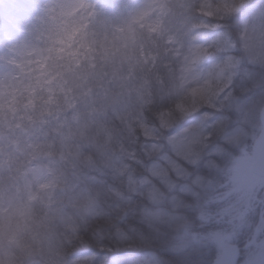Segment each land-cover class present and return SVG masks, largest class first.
<instances>
[{
  "label": "clouds",
  "instance_id": "clouds-1",
  "mask_svg": "<svg viewBox=\"0 0 264 264\" xmlns=\"http://www.w3.org/2000/svg\"><path fill=\"white\" fill-rule=\"evenodd\" d=\"M212 222L264 264V0H0V264H200Z\"/></svg>",
  "mask_w": 264,
  "mask_h": 264
},
{
  "label": "rangeland",
  "instance_id": "rangeland-1",
  "mask_svg": "<svg viewBox=\"0 0 264 264\" xmlns=\"http://www.w3.org/2000/svg\"><path fill=\"white\" fill-rule=\"evenodd\" d=\"M15 3V0H13ZM15 13V8L13 9ZM253 160L249 159L245 156L240 155L239 153L236 154L235 157L230 158L228 160V176L233 178L235 184L239 188H243V186L250 180L251 178V166ZM203 171V170H201ZM218 183H223V177L217 176L216 177ZM186 191H191L188 186H185ZM219 192H223L224 189H219ZM190 200L195 201V196H190ZM220 208L219 205L213 204L211 205V209L215 212L218 211ZM218 227L217 224L214 222L208 223L204 225L200 231H204L207 234L206 241L208 242L207 247H203L199 249L196 254V258H199L201 264H212V262L220 256L223 251L229 246V237L226 233L223 234H215L214 230ZM199 253V254H198Z\"/></svg>",
  "mask_w": 264,
  "mask_h": 264
},
{
  "label": "trees",
  "instance_id": "trees-1",
  "mask_svg": "<svg viewBox=\"0 0 264 264\" xmlns=\"http://www.w3.org/2000/svg\"><path fill=\"white\" fill-rule=\"evenodd\" d=\"M116 226L120 227V226H123V227H129V226H132V227H142V225H139L137 223L136 220H133V219H129L127 221H124L123 224H121L120 221H117L116 222ZM204 232V231H203ZM199 254V253H198ZM132 255H136V256H144L145 257V264H151V257L148 256L146 253L144 252H134L132 253ZM169 259H172L174 261L177 262V264H183L184 262V257H179V256H173V255H169ZM199 260V258H196ZM201 261V260H199ZM201 264V263H200Z\"/></svg>",
  "mask_w": 264,
  "mask_h": 264
},
{
  "label": "water",
  "instance_id": "water-1",
  "mask_svg": "<svg viewBox=\"0 0 264 264\" xmlns=\"http://www.w3.org/2000/svg\"><path fill=\"white\" fill-rule=\"evenodd\" d=\"M258 163L259 161L253 159V164L251 169H253ZM232 258H233L232 253L228 246L226 250L222 253V255L215 260V264H231Z\"/></svg>",
  "mask_w": 264,
  "mask_h": 264
}]
</instances>
